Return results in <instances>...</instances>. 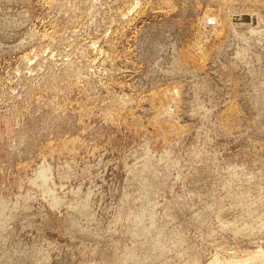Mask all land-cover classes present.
<instances>
[{
  "label": "rangeland",
  "instance_id": "obj_1",
  "mask_svg": "<svg viewBox=\"0 0 264 264\" xmlns=\"http://www.w3.org/2000/svg\"><path fill=\"white\" fill-rule=\"evenodd\" d=\"M0 264H264V0H0Z\"/></svg>",
  "mask_w": 264,
  "mask_h": 264
},
{
  "label": "water",
  "instance_id": "obj_2",
  "mask_svg": "<svg viewBox=\"0 0 264 264\" xmlns=\"http://www.w3.org/2000/svg\"><path fill=\"white\" fill-rule=\"evenodd\" d=\"M235 18H239L240 20H243V21H248L249 20L248 14H242L240 16H236Z\"/></svg>",
  "mask_w": 264,
  "mask_h": 264
},
{
  "label": "bare ground",
  "instance_id": "obj_3",
  "mask_svg": "<svg viewBox=\"0 0 264 264\" xmlns=\"http://www.w3.org/2000/svg\"><path fill=\"white\" fill-rule=\"evenodd\" d=\"M250 18H251V20H252V16H250ZM249 20H250V19H249ZM251 20H250V21H251ZM54 199H56V197H55ZM57 199H58V198H57ZM57 201H58V200H57ZM55 202H56V201H55Z\"/></svg>",
  "mask_w": 264,
  "mask_h": 264
}]
</instances>
